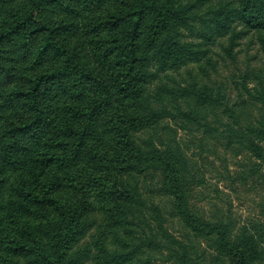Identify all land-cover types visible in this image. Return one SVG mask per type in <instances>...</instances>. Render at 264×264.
I'll return each instance as SVG.
<instances>
[{
	"label": "trees",
	"instance_id": "obj_1",
	"mask_svg": "<svg viewBox=\"0 0 264 264\" xmlns=\"http://www.w3.org/2000/svg\"><path fill=\"white\" fill-rule=\"evenodd\" d=\"M249 34L264 66V0H0V264H264L177 131L264 177V71L197 79Z\"/></svg>",
	"mask_w": 264,
	"mask_h": 264
},
{
	"label": "rangeland",
	"instance_id": "obj_2",
	"mask_svg": "<svg viewBox=\"0 0 264 264\" xmlns=\"http://www.w3.org/2000/svg\"><path fill=\"white\" fill-rule=\"evenodd\" d=\"M261 71H264L263 55L256 38L249 34L231 50L226 44L224 48L215 47L211 54V65L207 66L208 76L199 75L197 79L200 83H206L216 89H226L231 106L236 102V85L247 77V85L252 88L253 79L259 76ZM195 72L198 70L195 69ZM170 126L175 127L171 123ZM177 131L187 145L189 153L198 161L206 178L205 188L196 190L198 194L195 203L202 211L211 215L212 208L216 205L221 213L228 212L237 225L264 223V177L243 179L244 173L249 171V156L234 155L225 150V140L222 138L218 142L200 143L199 134H194L198 138L195 139L188 130L177 128ZM200 191L203 193L200 194ZM202 197L207 200H201ZM171 231L176 236H182V231L177 225Z\"/></svg>",
	"mask_w": 264,
	"mask_h": 264
}]
</instances>
